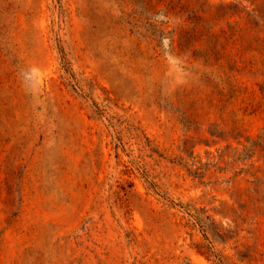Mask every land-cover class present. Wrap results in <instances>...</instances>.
<instances>
[{
  "label": "rangeland",
  "instance_id": "374dc122",
  "mask_svg": "<svg viewBox=\"0 0 264 264\" xmlns=\"http://www.w3.org/2000/svg\"><path fill=\"white\" fill-rule=\"evenodd\" d=\"M0 264H264V0H0Z\"/></svg>",
  "mask_w": 264,
  "mask_h": 264
}]
</instances>
